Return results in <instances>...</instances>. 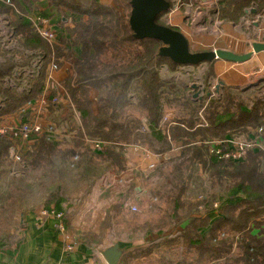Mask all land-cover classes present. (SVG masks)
<instances>
[{
	"label": "trees",
	"instance_id": "trees-1",
	"mask_svg": "<svg viewBox=\"0 0 264 264\" xmlns=\"http://www.w3.org/2000/svg\"><path fill=\"white\" fill-rule=\"evenodd\" d=\"M48 1L61 11L85 14L90 31L84 41L83 60L63 82L65 92L60 95L59 105H49L60 134L56 141L41 139L35 143L36 151L29 150L30 159L25 162L39 167L34 165L51 162L56 156L72 161L75 155L85 157L90 153L104 163V168L122 171L127 161L125 145H140L156 155L179 147L176 157L162 162L148 179L154 184L167 180L163 202L170 204L165 213L168 219L145 218L135 224L131 231L140 234L144 243L133 244L120 264H152L150 258L155 252L160 253L156 261L161 264H264V85L247 101L227 92L222 100L196 103L175 83L160 76L162 67L172 73L190 65H178L160 56V41L134 37L129 25L131 0ZM166 1L172 7L175 0ZM253 1H259L260 7L264 4L262 0H223L220 17L238 20ZM4 3L0 12L9 10L2 8ZM168 14L161 13L156 22L167 26L162 18ZM12 26L14 40L23 49H43L48 56L51 54L50 45L27 19L19 18ZM9 53L20 54L17 49L5 51L0 42V57L5 58L0 63V126H20L30 120L22 111L27 102L37 100L35 94L43 90L44 83L41 80L39 88L23 94L9 87L6 81L17 79V71L30 60L21 57L17 61L13 56L8 58ZM106 54L114 60H103ZM131 97L137 98V107L145 113L143 119L131 113ZM164 102L181 107V117L174 115L171 126H161ZM202 109L207 125L198 126ZM228 139L252 140L259 146L249 149L241 160L225 157L228 145L220 146L218 154L211 152V141L226 143ZM87 140H99L108 146L101 154L94 153ZM16 142L12 136H0V165L7 161L9 149ZM196 168L202 170L209 189L218 188L222 193L207 196L206 191L202 200L186 204L183 199ZM3 173L5 170L0 168V175ZM81 202L69 199L64 188L58 186L45 207L62 213L68 228ZM182 207L183 215L171 214ZM138 219L134 216L131 221L136 223Z\"/></svg>",
	"mask_w": 264,
	"mask_h": 264
},
{
	"label": "crops",
	"instance_id": "crops-1",
	"mask_svg": "<svg viewBox=\"0 0 264 264\" xmlns=\"http://www.w3.org/2000/svg\"><path fill=\"white\" fill-rule=\"evenodd\" d=\"M4 1L5 3L2 8H8L9 10L7 12H0V17L8 19L9 23H1L3 25H10L12 28L8 32L9 39H7L3 30H1L3 29V25L0 27V42L5 51L17 49L20 53L16 56L13 53H9L7 57L13 56L14 60L17 61H20L21 57L23 59L30 58L29 64L22 67L26 68L32 64L38 52H45L43 49L36 51L23 49L14 40L15 29L12 24L19 18H24L31 23V27L34 29V20L47 19L50 22L51 29L58 34L54 47L58 55L56 57H59V68L55 72L54 78L56 83L62 86L66 77L77 67V63L83 60L85 51L84 41L90 31L88 17L82 13L72 14L70 11H61L48 0ZM176 2L178 0H175L174 4ZM222 2L223 0H218L217 2L213 0H209L208 2L201 0H180V8L184 9L185 14L190 15V17H173L172 15H176V12H169L170 14H168L169 16L166 19L169 22L168 24L178 19L185 20L186 18L188 20L192 19V21L196 19L197 22L203 20L207 28H211V34L215 35V42L216 39L217 41H223L224 46H220L218 49L229 50L238 55L251 52L252 44L254 43L264 44V4L260 7L259 1H253L248 8L244 9L243 15L238 20L228 21L220 17L219 8H222L220 7ZM211 6L215 9L210 8ZM173 27L187 36L188 30L185 31L181 25L178 24ZM39 37L43 39L40 35ZM50 48L52 54V47L50 46ZM51 54L48 56L49 60L51 59ZM4 60L5 58L0 57V63L4 62ZM103 60L111 62L114 60V57L111 54H106ZM212 64L214 65L215 81L219 82L218 85L220 87L230 88L236 90V92L239 91L241 94H246L250 91H256L264 85V51L253 55L249 61L244 63L216 60ZM48 66V64L44 66L42 74L47 72ZM165 68L169 72L168 68ZM183 69L179 67L177 71ZM161 72L163 74L164 67L160 69V76H163ZM130 101L133 116L143 119L144 117L141 118V114L135 111L136 107L133 104V99ZM172 153L175 154V152ZM169 154L171 152L164 154L163 162L168 161ZM127 159L130 163L129 167L126 168L130 171L127 175L129 176L128 179L132 178L130 180L134 183L140 182V179L137 178L139 173L135 170L136 163L134 162H136V159L132 161L129 155H127ZM40 167H30L27 164L24 165L23 169H27L28 172L29 170L39 172ZM32 168L39 169L35 170ZM132 169H134L135 174L131 172ZM124 174V176L122 175L123 178L126 176V173ZM112 177L109 176L107 179H112ZM46 184V182L42 184L41 182H23L22 186L14 188L15 191L7 190L5 196L0 197V221L5 220L4 222H6V227L0 232V264H107L103 254L110 246L117 243L120 249L125 252L132 248L133 244L127 243L123 245L120 240H113L111 243V241L109 242L106 239L108 234L104 235L101 227L103 225L102 216H105L103 213L104 209L102 208L108 204L105 203L106 198L100 197L98 194L99 190H97L93 197H88L83 201L82 205L76 209L68 221L67 230L75 242V249L67 251L65 242L61 239L56 228L58 221L53 217L44 218L41 216V212L46 210V201L50 194L56 187L61 186V184H58V186L52 189V186L49 187ZM42 187L43 191L40 192V188ZM114 187H110V189L112 190ZM135 189H138L139 192L135 198V202L140 204L142 196L140 192L143 189L139 187ZM144 189V192H148L146 188ZM146 194L144 193V195ZM133 204L137 205V203ZM162 217L168 219L167 214H158V216L148 217V219L157 221L158 219H162ZM143 243L144 241H138L135 244L143 245ZM155 264L158 263L155 262Z\"/></svg>",
	"mask_w": 264,
	"mask_h": 264
},
{
	"label": "rangeland",
	"instance_id": "rangeland-1",
	"mask_svg": "<svg viewBox=\"0 0 264 264\" xmlns=\"http://www.w3.org/2000/svg\"><path fill=\"white\" fill-rule=\"evenodd\" d=\"M3 1V0H1ZM210 8H214L211 6ZM215 9V8H214ZM213 13V11H211ZM213 15V14H212ZM169 15L162 18V21L167 25L169 22H167V17ZM179 18H182L184 16H189L185 14V10L182 8H179L176 12V15ZM214 18V17H213ZM0 27L3 25L1 22H7L9 23L8 19H4L0 17ZM172 22V21H171ZM172 24V25H171ZM171 24H168L167 26L173 27L174 25H181L182 28L187 31V38L190 43L191 51L193 52H201V51H210L214 49H218L220 46H224L222 43L223 41H217L215 42V35L211 34V28H207V26L203 23V20L197 22L196 19L192 21V19L188 20L186 18L185 20L178 19L176 21H173ZM3 32L5 33V38H8L9 30L12 28L10 25H3L2 26ZM206 28V30H205ZM205 30V31H204ZM5 47V46H4ZM17 47V46H15ZM12 48V46H11ZM213 64H201L198 66H185L184 70L181 71H175L173 73L166 70L164 67V72L161 76L163 80L169 81L172 83H175L178 88H181L183 92L186 93V95L189 97L190 100L196 102V103H203L206 104L209 96L210 100H222L224 95L229 92L234 96V98H242L245 101H247L249 98H253L257 95V93L261 90L256 91H250L246 94H241L239 91L236 92V90L220 87V85L214 90L213 88L219 84L215 80V71L213 68ZM20 71V70H19ZM21 72V71H20ZM44 78L41 77V79L37 81V84L34 86L36 89L39 88L40 81ZM24 80H28V78L24 76H18L17 79H14V82H10L13 80H7L6 84L9 85V87L16 90L18 93V88L14 87V83H19ZM62 89L52 90V95L58 97L59 101L56 104H52L50 100H48V105L44 108L45 113V119L54 125V119H53V112L52 109H49V105H59L60 103V95L64 90V85L62 84ZM194 86L196 89H194ZM33 87V88H34ZM32 88V89H33ZM43 88V87H42ZM43 90L39 93H36L35 96H37V100L34 101V106L38 108L39 104V97L41 96ZM55 94H54V93ZM228 93V94H229ZM264 93V92H263ZM23 94V93H19ZM209 94V95H208ZM212 95V97H211ZM187 97V98H188ZM30 102V101H29ZM1 103V102H0ZM165 103V102H164ZM28 104V102H27ZM26 104V106H27ZM133 104H135V111L138 114H141V118L144 117L145 113L141 112V109L138 108L136 105H138L137 98H133ZM164 114L165 115L172 113L175 116L181 117V107H178V105L169 106L168 104H164ZM203 110V109H202ZM201 110V111H202ZM133 111V110H132ZM200 111V112H201ZM131 112V111H130ZM199 112V114H200ZM174 117V116H173ZM199 117V115H198ZM162 121V120H161ZM15 125V124H14ZM55 126V125H54ZM17 142L11 146V148L17 146L19 144V138L13 137ZM236 141H242V140H236ZM32 143V142H30ZM26 145V154L23 155V159L21 161H16L10 153V149L8 152V158L6 162H3L0 166L1 170H5V173L0 175V197H4L6 194V191H15L14 188L18 186H22L23 182H46L47 186L54 189L58 184H61V186L64 187V194L69 197L71 200H81V204L76 207L78 209L83 201L88 197H93L94 193L99 190L98 194L100 197H104L105 203L108 204L107 206H104L103 213L105 216L103 217V225L101 226L103 229V234L107 236V240L111 243L113 240H120L123 245L128 244H135L138 241L141 242L143 239L140 237V234H135L131 231L132 227L135 224L141 223L145 218L148 219V217H156L158 214H165L166 211L170 208V204L168 205L164 201V195L168 191V186L164 185L167 180L159 181L156 184L152 183L148 179H150L151 176H143L139 175L137 178L140 179V182L134 183L132 178L128 179L129 176H127L130 171L126 168L129 167V160L126 161V168L124 171L113 169V168H104V163L100 162L96 158L93 157L90 153L86 154L85 157H80L79 155H75L79 157V160L77 162V165L74 168H71V159L69 160H62L59 158V156H56L52 158L51 162H44L43 164H37L34 166H41L40 171H32V170H24V165H27L25 162L26 160L30 159L29 150L36 151L34 148V144H38L37 142L32 144ZM38 147V146H37ZM126 151V150H125ZM33 153V152H32ZM74 156V157H75ZM73 157V159H74ZM176 157V153L170 157V159H173ZM93 158V159H92ZM72 159V160H73ZM162 164V163H160ZM159 164V165H160ZM158 165V166H159ZM132 166V165H131ZM31 167V166H30ZM32 169H39V168H32ZM133 174H135L134 169L131 170ZM167 173L170 172L166 171ZM126 173L125 178L122 177ZM43 176V177H40ZM109 176H113L112 179H107ZM119 179H123V183H119ZM164 179V178H163ZM115 186V187H114ZM112 188V190L110 189ZM141 188L143 189L142 192H140L141 196V202L138 204V202H135L136 196L139 194L138 189L135 188ZM147 189L148 192H144L145 189ZM205 190V191H204ZM43 191V187L40 188V192ZM207 191V192H206ZM206 192V193H205ZM144 193H147L144 195ZM160 193V194H158ZM207 194V196H210V194H221L220 189L211 190L208 188V183L206 182L205 175L202 174V170L200 168H196L194 170L193 177L190 182V189L188 190L185 198V203L188 204L190 202H197L202 200V194ZM4 195V196H3ZM110 197V198H109ZM158 198V199H157ZM133 203H137L133 204ZM134 205L138 208V211L136 213H131L129 209V205ZM219 204L218 202H215V205ZM219 207V205H218ZM185 207L179 208L177 210V213L173 214L170 210L169 212L172 215H183L185 213L184 211ZM170 215V214H169ZM137 216L138 222L134 223L131 221V219ZM129 220V222H127ZM5 220L0 221V232L6 227ZM97 228V227H96ZM106 231V233H105ZM102 232V231H101ZM239 236V235H238ZM237 236V237H238ZM221 238H227V236H221ZM132 246V245H130ZM133 248V246H132ZM235 248H233V252H235ZM160 257V253H154L150 260L155 264H161V262L156 261L157 258ZM143 262H147V260H143ZM144 264V263H140ZM214 264V262L210 263Z\"/></svg>",
	"mask_w": 264,
	"mask_h": 264
},
{
	"label": "built area",
	"instance_id": "built-area-1",
	"mask_svg": "<svg viewBox=\"0 0 264 264\" xmlns=\"http://www.w3.org/2000/svg\"><path fill=\"white\" fill-rule=\"evenodd\" d=\"M213 1L217 2L218 0ZM1 4L2 1L0 0V9ZM180 4V0H178V2H176L173 7H171L170 13L177 12L181 6ZM34 29L36 33L40 35L43 40H45L52 47L53 53L51 54V59L49 63H47L48 55L43 51L38 52L29 67L19 69L21 72L19 70L17 71L18 76H24L28 78V80H24L19 83H14V87L18 88V93H29L31 92L32 88L37 84L38 79L40 80L41 77L44 78L43 92L39 97L38 108L34 106V101H30L28 102L26 109L22 111V114L27 115V117L30 118L29 121L25 122L20 126L11 124L0 126V136L9 135L19 138V144L10 149L11 156L18 162L21 161L23 159V155L26 154L27 144H29L30 142L38 143L41 139H46L47 141H56V138L60 134L58 129L45 119L44 113V108L49 103L48 100H50L52 104H56L59 101L58 97L52 95V90L62 89V86L60 84L58 85L54 78V74L59 68V57H56L58 55L54 47V44L57 42L58 39V34L57 32L51 29L50 22L47 19L34 20ZM47 64L49 65L48 70L45 74H42V70L44 66H47ZM180 68H185V66H181ZM10 82H14V80ZM218 86L219 85H216L213 89L215 90ZM208 100H210V96ZM1 106H3L2 102L0 103V107ZM31 110H33L34 112H31ZM203 111L204 109L199 114L198 119L200 120V124L198 126L207 125L204 119ZM173 116L174 115L172 113L165 115L164 119H162L161 121V126H171L173 123H170V121ZM87 141L90 144L94 153L101 154L104 149L108 146L105 142L99 140ZM210 144L211 152L217 154L221 152L220 146L228 145L230 150L225 154V157L233 158L234 160H241L242 158H244L246 152L249 149L255 146H259L258 144L252 142V140L236 141L232 139H228L226 143L219 140H213L210 142ZM125 150L127 152V155L131 157L132 161L136 159V162H134L136 163L135 170L139 173L141 177L142 175L147 177L154 174L158 165L164 161V154L156 155L140 145H125ZM178 150L179 147H174L170 151L171 154L168 155V160H170V155H174V153L172 152L177 153ZM78 160L79 157L75 156L74 159L71 161V168H74L76 166ZM119 183L122 184L123 179H119ZM215 207L218 208V204H216ZM130 210L133 213H136L138 211V208L131 204ZM41 216L44 218L53 217L58 221L56 228L59 232V235L61 236V239L65 242V248L67 251H73L75 249V242L67 230L66 224L63 220V214L55 212V210L52 208L51 210H43L41 212Z\"/></svg>",
	"mask_w": 264,
	"mask_h": 264
},
{
	"label": "water",
	"instance_id": "water-1",
	"mask_svg": "<svg viewBox=\"0 0 264 264\" xmlns=\"http://www.w3.org/2000/svg\"><path fill=\"white\" fill-rule=\"evenodd\" d=\"M170 10L171 5L166 0H131L129 25L136 39L160 41L162 46L159 49V55L169 58L175 64L197 66L213 63L216 60L244 63L253 55L264 51V44L254 43L251 52L243 55L225 49L193 52L188 38L181 31L156 22L161 13L170 12ZM194 89H196L195 86ZM124 253L125 251L116 243L107 248L103 257L107 264H119Z\"/></svg>",
	"mask_w": 264,
	"mask_h": 264
}]
</instances>
